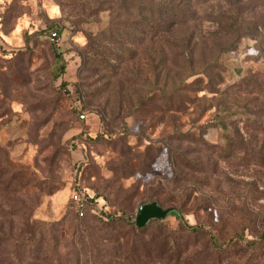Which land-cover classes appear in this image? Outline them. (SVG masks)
I'll return each instance as SVG.
<instances>
[{
  "label": "rangeland",
  "instance_id": "obj_1",
  "mask_svg": "<svg viewBox=\"0 0 264 264\" xmlns=\"http://www.w3.org/2000/svg\"><path fill=\"white\" fill-rule=\"evenodd\" d=\"M139 1L0 0V264H264V0Z\"/></svg>",
  "mask_w": 264,
  "mask_h": 264
},
{
  "label": "built area",
  "instance_id": "obj_2",
  "mask_svg": "<svg viewBox=\"0 0 264 264\" xmlns=\"http://www.w3.org/2000/svg\"><path fill=\"white\" fill-rule=\"evenodd\" d=\"M57 36V30L55 29H51L48 32V37L53 41L57 40ZM79 117L84 118L85 113L80 112ZM71 201L73 203V208L79 217L86 215L89 211L97 214H102L105 211V201L103 198L94 193H89V191L83 188L73 190Z\"/></svg>",
  "mask_w": 264,
  "mask_h": 264
},
{
  "label": "water",
  "instance_id": "obj_3",
  "mask_svg": "<svg viewBox=\"0 0 264 264\" xmlns=\"http://www.w3.org/2000/svg\"><path fill=\"white\" fill-rule=\"evenodd\" d=\"M169 212V209L160 207L155 201L145 202L137 207L135 225L144 226L151 218H160Z\"/></svg>",
  "mask_w": 264,
  "mask_h": 264
},
{
  "label": "trees",
  "instance_id": "obj_4",
  "mask_svg": "<svg viewBox=\"0 0 264 264\" xmlns=\"http://www.w3.org/2000/svg\"><path fill=\"white\" fill-rule=\"evenodd\" d=\"M189 1V0H188ZM139 5L140 6H142V7H147V6H149V7H155L153 10H160V11H162L163 9H167V10H169V0H140L139 1ZM212 12H210V14H211ZM171 21H172V24H174V23H177V22H179L180 20L177 18V17H172L171 18ZM184 21V20H183ZM231 24V23H230ZM232 27H233V25H232ZM225 48H226V46H225ZM190 52H191V49L189 50V54H190ZM177 87H179V86H177ZM220 124H221V127H223L224 129L225 128H227V126H228V124H226V123H223V122H221L220 121ZM225 138H226V141L228 142V141H231V139L228 137V136H225ZM70 204H71V207H72V209H73V211H74V213L77 215V213H76V211L74 210V208H73V203H72V201L70 202ZM167 209H169V212L170 211H173V212H175V208H173V207H169V208H167ZM88 213H91V214H95V215H98V216H104L103 215V213L105 214L106 213V211H104L102 214H97V213H94V212H91V211H89ZM87 213V214H88ZM106 216L107 217H104L105 219L106 218H108V213H106ZM193 229H196V226L195 227H193Z\"/></svg>",
  "mask_w": 264,
  "mask_h": 264
}]
</instances>
